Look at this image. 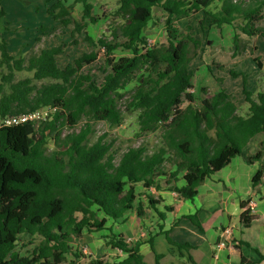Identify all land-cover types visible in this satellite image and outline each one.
I'll return each instance as SVG.
<instances>
[{
	"label": "trees",
	"instance_id": "1",
	"mask_svg": "<svg viewBox=\"0 0 264 264\" xmlns=\"http://www.w3.org/2000/svg\"><path fill=\"white\" fill-rule=\"evenodd\" d=\"M46 1H52L47 11L53 19L67 26L70 6L66 0ZM74 2L81 5L82 19L98 23L89 0ZM263 6L264 0H117L111 19L118 17L120 24H110L96 40L86 34L88 41L103 49L105 69L98 81L81 71L96 60L95 51L60 64V44L42 47L24 59L10 54L2 41L0 67L8 73L0 77V120L43 107L55 109L36 127L29 122L0 126V264H146L141 242H127L123 233H114L106 225L107 218L120 221L130 213L143 218L147 208L164 221L165 213L155 207L162 196L150 195L151 187L174 191L191 201L205 178L239 155L254 135L264 132V91L246 90L243 72L229 69L232 77L240 75L243 82L241 92L247 103L243 114L223 88L205 96L200 105L192 103L188 51L189 44L196 46L198 41L188 32L189 26L186 31L176 22L202 12L201 25L204 20L216 28L231 25L235 45L238 33L264 40V25L259 24ZM155 8L163 12V40L149 45L143 30ZM4 15L0 7V18ZM81 28L75 23V29ZM252 47L250 56L256 48ZM117 49L129 54L115 56ZM252 60L260 69L259 58L252 56ZM12 70L31 74L12 82ZM132 80L137 84L120 108L121 90ZM183 98L188 101L185 106ZM124 113H135L138 133L161 129V145L154 152L130 146L117 158L102 137L89 142L92 122L118 126ZM80 120L83 126L74 129ZM65 126L73 130L62 133ZM263 154L264 143L246 159L252 163ZM177 157L183 163L168 171L166 162L174 164ZM180 171H184L182 182L176 185L171 178ZM260 176L258 169L251 179L253 186ZM247 203L240 202L243 229L254 218ZM171 210L164 206V211ZM180 218L202 230L196 213ZM163 226V222L157 224L155 237L162 234L169 245L177 247L183 264H196L191 244L173 241ZM102 231L106 232L100 238L116 251L114 256L96 258L72 246L75 239ZM147 243L159 264L164 254L154 249L150 236ZM240 261L249 264L242 257Z\"/></svg>",
	"mask_w": 264,
	"mask_h": 264
},
{
	"label": "rangeland",
	"instance_id": "2",
	"mask_svg": "<svg viewBox=\"0 0 264 264\" xmlns=\"http://www.w3.org/2000/svg\"><path fill=\"white\" fill-rule=\"evenodd\" d=\"M93 5L92 13L99 17L97 24H91L87 18L82 19L81 5L70 0L66 3L70 6L69 16L70 23L67 26H62L57 20L47 11L52 1L46 0H0V7L5 12L4 17L0 18V43L2 41L7 43V51L17 57L26 59L29 55L37 53L40 48L51 45H62V52L57 55V60L60 64L72 61L73 58L82 52H97V58L89 65L82 68V72H88L93 76V79L100 80L104 73V56L103 49L98 48L90 41L87 40V35L96 40L105 31V28L110 24H120V19L117 17L113 21L111 13L116 9L117 0H89ZM211 9L213 8L210 7ZM104 15V16H102ZM262 18L259 24L264 25V6L261 10ZM106 16V17H105ZM111 16V17H110ZM202 12H198L189 18H183L176 22L180 29H185L189 26L190 30L185 29L192 37L198 41L194 46L189 44L188 51V68L192 71V86L189 90L193 101L196 105H200L203 98L209 94H213L220 90L225 89L233 97V101L237 107V112L243 114L246 111L247 103L244 102L243 94L241 92L242 80L241 76L232 77L229 74V69L246 75L247 82L244 84L246 90L252 91L254 94L259 91H264V40L260 36L247 37L242 33H238V40L236 45L233 43L234 30L231 25L224 24L221 28H216L208 20H204L202 25L199 23L202 19ZM163 12L160 8H155L153 11V18L148 22L143 30V34L147 37L149 45L161 42L163 40ZM75 23H78L80 30L75 29ZM47 28L41 31L40 27ZM87 34V35H86ZM256 47L249 55L253 47ZM115 56L129 54L127 51L115 50ZM252 56L260 59L261 68L253 62ZM206 65L210 67V71ZM13 71L12 82L17 79L30 75L27 71ZM8 69L0 67L1 75H6ZM137 84L136 80H132L121 90L124 94L120 108H123L126 99H128L132 88ZM204 88L205 92H201L200 88ZM6 89V87H5ZM187 100L183 98L182 105L187 104ZM84 120H80L74 129H79L83 126ZM68 126L62 129V133L70 132ZM102 137L111 145V150L118 156L130 146H142L148 153L154 152L161 145V129L149 133H138L136 115L135 113H124V119L118 126H110L103 121L92 122V131L88 135L89 142H93ZM51 148L52 146L49 145ZM183 160L177 157L174 164L166 162L167 170L179 167ZM183 171L176 174L171 180L176 184H181V175ZM149 194L162 196L163 201L172 200L176 194L174 191H158L154 188V192ZM145 199V197H144ZM146 202V201H144ZM167 206V205H164ZM94 208V207H93ZM102 212H97L98 217H102ZM109 219V218H108ZM110 220V219H109ZM133 216V221L135 222ZM145 222L147 227L151 228L159 223V218L156 214L149 211L145 214ZM120 223L115 225L118 232ZM118 227V228H117ZM151 231V230H150ZM106 232V231H105ZM90 233L85 234L81 239H75L72 246L79 247L83 253L95 255L96 257L107 256L108 258L114 256L113 252L108 246L103 243L100 234L105 233ZM155 239L154 249L159 252L167 253L173 257V261L180 259L176 253L177 247H173L166 242L162 234H158ZM24 239V241H26ZM174 250L171 252L170 250ZM108 252H110L108 254ZM144 260L146 264H154L153 254L149 249L144 250Z\"/></svg>",
	"mask_w": 264,
	"mask_h": 264
},
{
	"label": "crops",
	"instance_id": "3",
	"mask_svg": "<svg viewBox=\"0 0 264 264\" xmlns=\"http://www.w3.org/2000/svg\"><path fill=\"white\" fill-rule=\"evenodd\" d=\"M64 3H70V0ZM263 143L264 132L249 139L239 155L234 156L227 165L204 179L198 186V193L193 200L183 199L170 191L176 195L172 200L156 202L155 207L165 213L164 221L159 219L158 224L163 222L162 230H169V237L173 241L191 244L190 254L196 264H245L241 263V257L249 264H264V154L252 163H248L246 159L248 155L260 150ZM258 169L261 170V176L259 182L253 186L251 179ZM241 201L248 202L247 208L251 210L250 214L254 215L250 225L244 229L239 225ZM164 205L173 210L164 211ZM149 211L152 215L155 214L154 210L144 208V214ZM194 213L202 230L186 218L177 219L181 215ZM133 216L135 217V214L130 213L126 219L120 221L107 218L106 225L111 227L114 233H123L127 242L140 241L143 256L145 249L152 253L147 240L150 236L152 244L155 243L158 227L148 228L145 216L143 218L136 216L134 222ZM118 223L120 225L117 232L115 225ZM225 228L231 230V239L225 246L218 247L217 242ZM153 247L155 248V245ZM90 254L91 251L87 255ZM180 261L183 264L184 259ZM159 264H179V261L174 262L173 257L165 253Z\"/></svg>",
	"mask_w": 264,
	"mask_h": 264
},
{
	"label": "built area",
	"instance_id": "4",
	"mask_svg": "<svg viewBox=\"0 0 264 264\" xmlns=\"http://www.w3.org/2000/svg\"><path fill=\"white\" fill-rule=\"evenodd\" d=\"M55 108L53 107H43L36 109L34 111L19 113L15 115H7L0 120V126L7 127V126H14L19 125L22 123L29 122L34 127L38 126L43 120L50 117V114L54 111ZM150 192H154V188H150ZM251 211V210H250ZM231 239V230L229 228H225L221 236L217 242L218 247H223L229 242Z\"/></svg>",
	"mask_w": 264,
	"mask_h": 264
}]
</instances>
